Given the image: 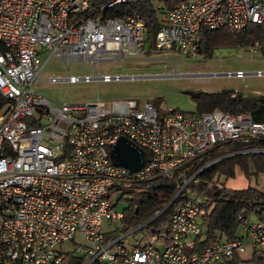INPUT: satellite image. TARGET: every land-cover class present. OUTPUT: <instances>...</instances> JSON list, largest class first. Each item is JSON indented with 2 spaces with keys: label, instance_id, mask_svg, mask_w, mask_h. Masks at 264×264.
Returning <instances> with one entry per match:
<instances>
[{
  "label": "built area",
  "instance_id": "built-area-1",
  "mask_svg": "<svg viewBox=\"0 0 264 264\" xmlns=\"http://www.w3.org/2000/svg\"><path fill=\"white\" fill-rule=\"evenodd\" d=\"M135 1L0 0V264H57L63 257L58 246L75 241L78 233L83 240L76 249L86 264H233L236 257L239 264H247L254 247L264 249L263 214L245 222L243 236L194 251L205 214L198 172L237 151L211 159L191 175L179 173L172 201L178 196L181 200L167 233L147 231L149 238L137 246L125 237L138 228L107 237L105 223L123 217L110 200L113 191L131 189L152 176L171 178L191 160L229 141L264 140V122L254 121L247 112L214 109L189 115L147 99L106 104L98 97L57 106L36 92L37 76L47 60L39 58L43 50L49 51L47 58L85 60L93 66L143 54L145 19L130 10L122 9L123 16L118 12ZM174 1L162 15L155 52L175 49L194 56L201 29L238 33L250 24H264V0ZM247 74L227 73L240 79ZM251 74L260 77L264 71ZM122 78L133 76L95 70L61 79L76 83ZM120 136L146 152L140 169L112 161ZM211 186L224 187L220 181Z\"/></svg>",
  "mask_w": 264,
  "mask_h": 264
},
{
  "label": "trees",
  "instance_id": "trees-1",
  "mask_svg": "<svg viewBox=\"0 0 264 264\" xmlns=\"http://www.w3.org/2000/svg\"><path fill=\"white\" fill-rule=\"evenodd\" d=\"M174 3V0H136L129 7L122 6L118 12L123 16L122 9L130 10L145 19V42L147 41L149 44L147 52H151L154 50L157 30L164 23L162 15ZM158 4L161 5L158 7ZM222 34L232 44L254 46L256 43L257 48L264 54V24H250L238 33L225 29H201L197 35L198 49L199 46L203 47L204 50L209 49L214 40ZM192 99L195 101L196 111L187 113L189 115L221 109L232 114L247 112L254 121L264 122V95H242L233 89H221L192 94ZM152 102L158 106L156 99H153ZM252 148H264V140L229 141L191 160L179 168L171 178L152 176L147 180L137 182L131 189L122 191L120 197L126 199L128 205L123 208V217L120 219L121 227L116 231L120 233L138 227L169 203L155 218L138 228L139 230L146 229L151 232L167 233L172 211L181 200V196H178L170 202L179 184V173L191 175L211 159L237 151V154L220 159L198 172L197 177L200 180L198 189L205 194L203 203L205 214L201 218L203 231L200 236L196 237L194 251L200 253L216 241L236 238L238 227L244 223L251 211H254L257 217L264 214V189L259 190L251 186L244 189H230L225 186L228 179L235 177L237 169L243 172L246 177L250 174L264 173V152H242ZM251 168L252 171H250ZM215 181H220L224 186L223 189H217L215 186L209 187V184ZM135 245L137 246V244ZM234 261L235 264H239V257L232 259L231 263L234 264ZM86 262L87 259L83 254L63 252V257L57 264H86ZM246 263L264 264V249L254 247L252 256ZM90 264L104 263L94 260ZM119 264H122L121 261Z\"/></svg>",
  "mask_w": 264,
  "mask_h": 264
},
{
  "label": "rangeland",
  "instance_id": "rangeland-1",
  "mask_svg": "<svg viewBox=\"0 0 264 264\" xmlns=\"http://www.w3.org/2000/svg\"><path fill=\"white\" fill-rule=\"evenodd\" d=\"M144 47H149L147 41ZM48 54L49 51L46 50L39 54L42 62L47 60L37 76L35 90L57 106L63 103L92 102L97 97L106 104L119 99H156L157 105L163 109L171 108L189 113L196 111L192 94L200 92L233 89L242 95H264V76L251 74L264 71V54L257 46L232 44L224 34L218 36L209 49L204 50L199 46V51L194 56L183 55L175 49L151 51L134 57L126 56L125 62L97 61L94 67L85 60L64 62L55 55L47 58ZM95 70L100 75L122 74L133 78L76 83L61 79L71 75H92ZM236 71L248 74L243 79L227 75ZM52 76L59 79L53 81ZM231 179L227 181L226 186L240 187V176L236 175ZM121 195L122 191H113L110 197L115 210L119 212L128 205V201L120 197ZM256 217V213L251 211L244 223L238 227L237 235L243 236L245 222L255 220ZM120 227V219L107 221L104 225L107 237L110 238L113 230L116 231ZM74 238L75 241L63 242L58 248L63 252L82 254L76 249V243L81 242L83 236L78 233ZM148 238L146 229L135 230L125 237L132 245L144 243Z\"/></svg>",
  "mask_w": 264,
  "mask_h": 264
},
{
  "label": "water",
  "instance_id": "water-1",
  "mask_svg": "<svg viewBox=\"0 0 264 264\" xmlns=\"http://www.w3.org/2000/svg\"><path fill=\"white\" fill-rule=\"evenodd\" d=\"M111 158L115 164L122 165L132 171H135L140 169L146 162L147 154L144 150L131 143L126 137L120 136L112 148ZM168 204L161 211L157 212L151 219L155 218L160 212H162ZM151 219L135 228L144 226Z\"/></svg>",
  "mask_w": 264,
  "mask_h": 264
},
{
  "label": "crops",
  "instance_id": "crops-1",
  "mask_svg": "<svg viewBox=\"0 0 264 264\" xmlns=\"http://www.w3.org/2000/svg\"><path fill=\"white\" fill-rule=\"evenodd\" d=\"M144 50H145L144 53H146L147 49L144 48ZM250 171H252V168L250 169ZM236 175L240 176L241 182L239 184H241L242 186L240 185V187H238V188H235V186H234V187L231 188V187L226 186V184H225V186L227 188H230V189H244V188H247L248 186H251V187L257 188L259 190L264 189V173H260L258 175L250 174L248 177H246L243 174V172H241L239 169H237L236 170ZM230 180H232V179H230ZM227 181H229V179Z\"/></svg>",
  "mask_w": 264,
  "mask_h": 264
}]
</instances>
